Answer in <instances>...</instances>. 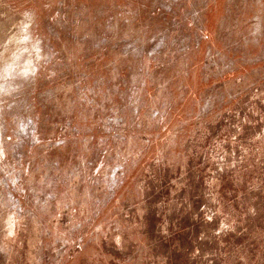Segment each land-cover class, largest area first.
I'll return each instance as SVG.
<instances>
[{
    "label": "rangeland",
    "instance_id": "1",
    "mask_svg": "<svg viewBox=\"0 0 264 264\" xmlns=\"http://www.w3.org/2000/svg\"><path fill=\"white\" fill-rule=\"evenodd\" d=\"M0 264H264V0H0Z\"/></svg>",
    "mask_w": 264,
    "mask_h": 264
}]
</instances>
